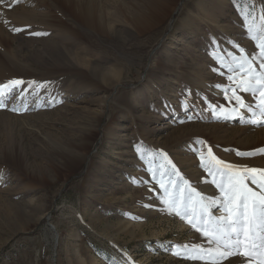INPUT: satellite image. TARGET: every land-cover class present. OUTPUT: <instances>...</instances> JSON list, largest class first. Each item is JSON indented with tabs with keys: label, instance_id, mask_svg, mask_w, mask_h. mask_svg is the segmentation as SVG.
<instances>
[{
	"label": "rangeland",
	"instance_id": "1",
	"mask_svg": "<svg viewBox=\"0 0 264 264\" xmlns=\"http://www.w3.org/2000/svg\"><path fill=\"white\" fill-rule=\"evenodd\" d=\"M149 3L0 0V84L21 79L26 90L0 109V264H203L173 255L207 243L164 210L148 154H166L210 197L218 192L200 166L205 145L264 169V125L243 110L218 120L209 108L234 104L213 56L258 52L243 12L259 25L264 0H154V21L135 27L154 13ZM80 5L101 29L79 19ZM32 81L46 87L34 91ZM25 102L28 111L10 110Z\"/></svg>",
	"mask_w": 264,
	"mask_h": 264
},
{
	"label": "snow or ice",
	"instance_id": "2",
	"mask_svg": "<svg viewBox=\"0 0 264 264\" xmlns=\"http://www.w3.org/2000/svg\"><path fill=\"white\" fill-rule=\"evenodd\" d=\"M243 20L258 52L249 57L243 48H239L238 56L231 52L227 57L219 53L213 56L218 64L214 71L226 76L229 82L221 89L224 98L234 104L231 107L209 104V108L218 120L243 119V110L250 116L247 123L260 126L264 125V12L259 25L256 17L247 10L243 12ZM24 84L21 79L0 84V109L7 108L8 101L17 92V98L24 100L26 90H21ZM44 87L46 84L36 81L28 83V88L37 92ZM240 93L248 94L254 103L246 102ZM10 110L21 113L29 108L25 102L22 107ZM205 147L206 153H200V166L211 177L210 183L218 192L212 197L198 191L181 176L166 154H148L147 170L158 185L164 210L179 217L207 243V246L202 243L177 245L173 255L199 260L203 264H224L225 261L229 264H264V169L225 162L214 155L211 147ZM137 151H141L140 148ZM261 153L264 154V150ZM253 154L237 153L239 156ZM157 159L161 163L153 166ZM229 258L238 259L230 261ZM126 264L131 262L126 261Z\"/></svg>",
	"mask_w": 264,
	"mask_h": 264
},
{
	"label": "bare ground",
	"instance_id": "3",
	"mask_svg": "<svg viewBox=\"0 0 264 264\" xmlns=\"http://www.w3.org/2000/svg\"><path fill=\"white\" fill-rule=\"evenodd\" d=\"M149 2H150L149 3L150 7L152 8V12H154V10L157 11V8L156 9L154 8V0H149ZM77 8H80L78 9V14H79L78 17L79 19L82 20L84 24L88 25L89 27H97L99 29L102 28V26L104 25L103 20L91 8L87 7V5H80V6H77ZM156 13L157 12H154L150 17H147V18H144L143 16L135 17L133 19V24L137 28L142 27L144 24L149 25L154 21V14ZM230 259H231L230 261H235L238 258H230Z\"/></svg>",
	"mask_w": 264,
	"mask_h": 264
},
{
	"label": "water",
	"instance_id": "4",
	"mask_svg": "<svg viewBox=\"0 0 264 264\" xmlns=\"http://www.w3.org/2000/svg\"><path fill=\"white\" fill-rule=\"evenodd\" d=\"M52 230L55 232V240L57 241V240H58V234H57V232L55 231V228H54V227H52Z\"/></svg>",
	"mask_w": 264,
	"mask_h": 264
}]
</instances>
